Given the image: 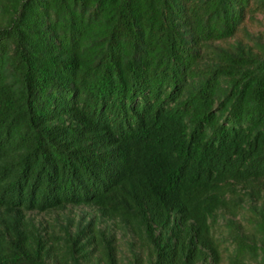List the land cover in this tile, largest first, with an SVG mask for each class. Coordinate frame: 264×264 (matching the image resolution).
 Instances as JSON below:
<instances>
[{"label":"trees","instance_id":"obj_1","mask_svg":"<svg viewBox=\"0 0 264 264\" xmlns=\"http://www.w3.org/2000/svg\"><path fill=\"white\" fill-rule=\"evenodd\" d=\"M257 12L0 0V264H85L92 246L120 264L95 219L60 243L26 218L68 205L129 228L148 250L134 264H264V207L253 232L219 231L264 201V42L221 46Z\"/></svg>","mask_w":264,"mask_h":264},{"label":"rangeland","instance_id":"obj_2","mask_svg":"<svg viewBox=\"0 0 264 264\" xmlns=\"http://www.w3.org/2000/svg\"><path fill=\"white\" fill-rule=\"evenodd\" d=\"M238 41L253 48H256L257 41L264 42V13L257 12L253 14V17L243 26V30L234 39L226 44H221V46L235 44ZM252 205L257 207V210L252 208ZM262 207H264L263 200L255 202L247 201L236 216L228 213L225 214V217L221 216L219 220L220 234L222 233L223 236L228 233L226 227L228 218L235 219L243 225L245 230L253 232L252 220H260L258 209ZM26 218H29L50 241L60 243L67 229L71 233H75L80 224L85 226L95 219L97 228H101L114 236L115 248L120 264H134L136 262L135 255H140L144 262L147 260L148 250L141 247L138 237L119 220L103 217L101 211L96 207L89 205H68L62 209H53L45 212L29 211L26 214ZM55 237H59V239L56 238L54 240ZM100 251L101 246L96 249L92 246L88 258L89 262L85 263L84 261L83 263L96 264L97 258L101 255ZM224 264H227V262Z\"/></svg>","mask_w":264,"mask_h":264}]
</instances>
